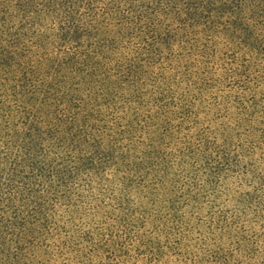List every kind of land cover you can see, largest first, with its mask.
Returning <instances> with one entry per match:
<instances>
[{"label":"trees","instance_id":"1","mask_svg":"<svg viewBox=\"0 0 264 264\" xmlns=\"http://www.w3.org/2000/svg\"><path fill=\"white\" fill-rule=\"evenodd\" d=\"M252 261L264 0H0V264Z\"/></svg>","mask_w":264,"mask_h":264},{"label":"rangeland","instance_id":"2","mask_svg":"<svg viewBox=\"0 0 264 264\" xmlns=\"http://www.w3.org/2000/svg\"><path fill=\"white\" fill-rule=\"evenodd\" d=\"M258 261H260V260H258ZM256 263H257V261H256V262H255V261H252V262H251V264H256ZM259 264H260V263H259Z\"/></svg>","mask_w":264,"mask_h":264}]
</instances>
